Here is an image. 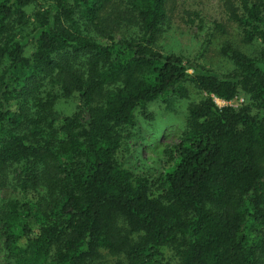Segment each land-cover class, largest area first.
Listing matches in <instances>:
<instances>
[{
    "label": "trees",
    "instance_id": "1",
    "mask_svg": "<svg viewBox=\"0 0 264 264\" xmlns=\"http://www.w3.org/2000/svg\"><path fill=\"white\" fill-rule=\"evenodd\" d=\"M167 2L0 0L3 264H264V0H228L250 51L225 45L227 73L158 48ZM192 90L165 171L135 176L139 118Z\"/></svg>",
    "mask_w": 264,
    "mask_h": 264
},
{
    "label": "rangeland",
    "instance_id": "2",
    "mask_svg": "<svg viewBox=\"0 0 264 264\" xmlns=\"http://www.w3.org/2000/svg\"><path fill=\"white\" fill-rule=\"evenodd\" d=\"M167 10L170 20L158 42V48L166 54L174 52L206 70L227 73L232 70V66L221 53L225 45L230 44L245 52L250 51V47L242 43V29L239 22L233 18L228 0H168ZM125 34H116L115 41L122 40ZM96 35L101 43L111 44L104 32ZM191 95L192 99L184 102L177 103L175 99H171V106L159 103L152 108L153 116L149 119L139 118L132 134L143 133L145 140L143 143H137L133 137L118 155L119 160L124 162L135 176H147L154 181L165 171L166 146L175 143L181 135L188 104L202 98V95L194 90ZM215 101L221 108L227 105L238 108L245 103V98L239 96L231 102L215 98ZM78 105V97L62 98L55 110L59 115L68 116L77 110ZM13 178L12 170L7 174L0 173V213L13 197L14 193L9 188ZM106 258L105 264L114 263L109 256ZM3 262L4 254L0 243V264Z\"/></svg>",
    "mask_w": 264,
    "mask_h": 264
}]
</instances>
